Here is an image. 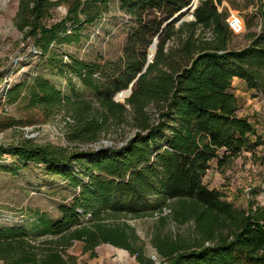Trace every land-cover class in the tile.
I'll list each match as a JSON object with an SVG mask.
<instances>
[{"label":"trees","instance_id":"16d2710c","mask_svg":"<svg viewBox=\"0 0 264 264\" xmlns=\"http://www.w3.org/2000/svg\"><path fill=\"white\" fill-rule=\"evenodd\" d=\"M112 1L19 3L14 25L44 70L78 78L94 97L80 94L72 78L64 93L45 72L2 91L19 114L10 125L61 116L66 140L75 147L32 140L0 144V160L8 155L14 161L0 171L17 175L29 164L42 165L76 194L60 206L58 218L38 215L46 238H31L24 226H0V262L77 264L67 250L81 242L91 257L109 244L141 264H156L125 221L156 217L151 244L160 264H264V207L253 200L239 209L204 184L213 161L220 169L264 145L239 116L242 103L232 90L239 78L264 98V0H258L261 30L247 34L241 49L229 47V14L217 5L223 0L202 1L195 19L178 26L194 0H118L135 25L120 61L86 62L65 50L109 12ZM60 8L66 9L62 16ZM156 38L153 62L138 77ZM137 77L125 103L116 102L115 95ZM105 137L114 144L80 148Z\"/></svg>","mask_w":264,"mask_h":264},{"label":"rangeland","instance_id":"374dc122","mask_svg":"<svg viewBox=\"0 0 264 264\" xmlns=\"http://www.w3.org/2000/svg\"><path fill=\"white\" fill-rule=\"evenodd\" d=\"M20 1L0 0V92L7 85V81L12 85L45 72L46 76L64 93L68 94L70 90L68 79L72 78V86L80 94L87 99L93 98L94 95L81 85L78 78H73L71 75L61 76L52 69L44 70L39 55L35 54L32 46H28L23 41L22 33L14 25ZM202 1L205 0H196L194 6L198 7ZM217 5L220 12L225 11L229 14L228 18L233 15L238 16L244 23L243 33L235 34L231 31L229 47L241 49L247 46L249 43L247 34L261 30L258 0H223ZM194 10L189 8L177 26L183 21H192ZM58 12L62 16L66 13V9L60 8ZM134 27L131 17L120 10L118 0H114L110 3L109 12L102 19L85 27L81 41L78 44L66 46L65 50L86 62L98 64L117 62L123 58L128 36ZM65 60L67 61V58ZM129 89L130 86L127 90L117 93L114 100L124 104L130 97L126 94ZM232 90L242 103L239 116L251 122L264 142V124L255 127L259 124L258 112L252 111L254 103L260 102L262 98L256 97L254 91H249L244 82L236 81L233 83ZM1 97L0 93V144L9 145L32 140L43 145L75 147V144L70 145L66 140L65 124L61 116L49 121L41 118L35 119L31 124L25 121L21 125H10L9 118L19 116L17 106L8 105L6 99ZM112 144L114 142L105 137L97 144L82 145L80 148L99 149ZM13 162L10 156L5 155L0 160V167L4 165L11 167ZM204 184L210 189L222 192L227 200L239 209L247 208L253 200L258 204L259 202L264 204V147L258 148L255 155L244 153L220 169L217 167V162L213 161L204 177ZM75 194L74 189L64 179L49 174L42 165L29 164L17 175L0 171V226H24L31 238H46L47 235H44L42 229L37 226L38 215L45 214L53 219L58 218L60 206L70 203ZM156 220V217H147L125 221L135 227L137 234L145 242L146 258L151 257L156 264H160L151 244ZM83 247V243L75 242L67 250V254L74 257L77 264H141L137 256L109 244L99 246L96 249V257L85 254Z\"/></svg>","mask_w":264,"mask_h":264},{"label":"water","instance_id":"95a60500","mask_svg":"<svg viewBox=\"0 0 264 264\" xmlns=\"http://www.w3.org/2000/svg\"><path fill=\"white\" fill-rule=\"evenodd\" d=\"M195 1L196 0L193 1V3L191 4L190 8H193V9H196L197 8L196 6H194ZM157 45H158V39L156 38L153 41L152 45L149 47V50H148V62L146 64L145 68L143 69V71L138 75V77L141 74H143L146 71V69L149 66V64L153 62L154 56H155V54L157 52ZM152 51H154V52H152ZM138 77L133 81V83H131L130 89L126 92L127 95L130 96L132 94V88H133L135 82L137 81Z\"/></svg>","mask_w":264,"mask_h":264},{"label":"built area","instance_id":"2783aa9c","mask_svg":"<svg viewBox=\"0 0 264 264\" xmlns=\"http://www.w3.org/2000/svg\"><path fill=\"white\" fill-rule=\"evenodd\" d=\"M191 19L194 20L195 18L192 17ZM227 22H228V25H229L230 30L233 33H235V34H241V33L244 32V23H243V20L240 17L233 15L230 18H228ZM7 82L8 83H7L6 86L10 85V82L9 81H7ZM4 88H5V86L1 89V92L0 93H2V91L4 90Z\"/></svg>","mask_w":264,"mask_h":264},{"label":"crops","instance_id":"0c3cea01","mask_svg":"<svg viewBox=\"0 0 264 264\" xmlns=\"http://www.w3.org/2000/svg\"><path fill=\"white\" fill-rule=\"evenodd\" d=\"M236 81H240V82H243L241 79L239 78H234L233 80V83H235ZM262 99L260 100V102L258 103H254V106L252 107V111L255 112H258L257 113V116H258V121H259V124H257L255 127H259L261 125L264 124V98L261 97ZM259 132H257L258 134ZM259 135V134H258ZM260 136V135H259ZM264 147V145L262 146ZM256 185V184H255ZM261 206H264V204H262L261 202H259Z\"/></svg>","mask_w":264,"mask_h":264},{"label":"bare ground","instance_id":"6f19581e","mask_svg":"<svg viewBox=\"0 0 264 264\" xmlns=\"http://www.w3.org/2000/svg\"><path fill=\"white\" fill-rule=\"evenodd\" d=\"M152 52H154V51H152Z\"/></svg>","mask_w":264,"mask_h":264}]
</instances>
